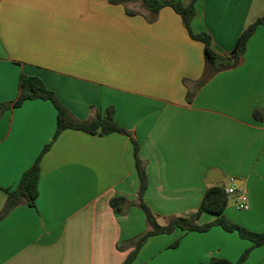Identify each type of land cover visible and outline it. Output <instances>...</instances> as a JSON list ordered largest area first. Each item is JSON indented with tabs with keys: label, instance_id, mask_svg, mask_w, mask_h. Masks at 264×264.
<instances>
[{
	"label": "crops",
	"instance_id": "1",
	"mask_svg": "<svg viewBox=\"0 0 264 264\" xmlns=\"http://www.w3.org/2000/svg\"><path fill=\"white\" fill-rule=\"evenodd\" d=\"M127 1L0 0V102L16 100L21 74L34 75L75 118L112 106L115 121L130 132L69 128L53 140L51 101L0 111V210L7 190L52 141L40 160L35 206L19 204L0 220V264H121L132 250L119 248L121 241L147 229L139 207L118 214L109 205L113 196L138 198L131 137L145 162L143 199L158 219L195 211L215 169L223 186L234 178L248 198L245 214L234 197L225 216L264 232V25L238 65L200 85L203 43L191 38L181 16L165 6L148 21L140 0ZM195 7L193 32L209 33L220 55H229L264 14V0H197ZM214 218L203 213L198 223ZM232 233L215 226L154 235L131 264L236 262L251 242ZM241 264H264V245Z\"/></svg>",
	"mask_w": 264,
	"mask_h": 264
},
{
	"label": "trees",
	"instance_id": "2",
	"mask_svg": "<svg viewBox=\"0 0 264 264\" xmlns=\"http://www.w3.org/2000/svg\"><path fill=\"white\" fill-rule=\"evenodd\" d=\"M143 8L147 11L145 17L148 21H153L159 10L165 6L172 7L183 21L191 38L199 40L204 47L205 67L203 74L199 80V84H203L216 73L234 67L239 64L242 55L246 50V45L259 25H264V14L252 22L237 38L233 49L229 55L217 54L211 46V36L206 31L193 32L191 23L196 15V1L191 0L189 4L175 2L172 0H140ZM113 3H127V0H111ZM127 14L134 15L138 13L135 10L126 9ZM44 99L49 100L54 105L56 116V130L53 140L66 129L81 130L90 134H108L111 132L124 133L130 136V132L121 127L114 119V108L108 107L104 114L96 112L93 118L88 120H80L75 118L58 100L55 92L49 89L44 81L34 75L21 74L19 82V92L16 100L12 102V106L17 107L26 100ZM11 104L0 102V111L9 107ZM253 115L256 119H262L263 116L258 109H255ZM135 148V167L139 179L138 198L135 201L128 200L123 196H113L109 200V205L115 213L123 214L129 207H139L146 218L147 229L136 236L124 240L127 245H119V248L132 247L126 258L121 264H131L138 250L145 241L154 235L172 233L176 229L184 232H207L212 227H220L226 232H234L242 239L251 242V246L246 248L236 262L225 259H214L212 262L223 264H241L243 263L252 249L264 245V232H253L240 224L231 222L224 214L228 205V195L224 191V186L219 187L215 184L209 185L199 207L188 214L172 216L167 218L165 224L159 222L158 216L149 208L143 199L145 189L147 187V175L145 171V162L138 156L139 144L131 137ZM52 141L48 143L37 157L35 162L22 174L18 185L14 189L7 190V197L0 210V220L7 216L19 204H26L34 207L38 196V181L40 172V160L43 154L49 150ZM203 213L213 215L215 218L209 222L199 224L198 220ZM175 241L172 246H176Z\"/></svg>",
	"mask_w": 264,
	"mask_h": 264
},
{
	"label": "built area",
	"instance_id": "3",
	"mask_svg": "<svg viewBox=\"0 0 264 264\" xmlns=\"http://www.w3.org/2000/svg\"><path fill=\"white\" fill-rule=\"evenodd\" d=\"M231 183L227 186H224V191L227 195H233L236 198L238 208L241 210H248L249 203L247 195L243 192H239V185L234 180V178L230 179Z\"/></svg>",
	"mask_w": 264,
	"mask_h": 264
},
{
	"label": "water",
	"instance_id": "4",
	"mask_svg": "<svg viewBox=\"0 0 264 264\" xmlns=\"http://www.w3.org/2000/svg\"><path fill=\"white\" fill-rule=\"evenodd\" d=\"M207 183H214L215 185L222 187L223 186V175L215 169L209 171L207 179Z\"/></svg>",
	"mask_w": 264,
	"mask_h": 264
},
{
	"label": "rangeland",
	"instance_id": "5",
	"mask_svg": "<svg viewBox=\"0 0 264 264\" xmlns=\"http://www.w3.org/2000/svg\"><path fill=\"white\" fill-rule=\"evenodd\" d=\"M228 205H235V199H234V196L233 195H228ZM243 212H242V214H245L244 212V210H242ZM159 222L161 223V224H165L166 222H167V219L166 220H164V219H159ZM145 231V230H144ZM143 231V232H144ZM143 232H141V233H143ZM141 233H138V234H136V235H134V236H132V238H135L136 236H138L139 234H141ZM229 233H231V232H229ZM232 234H234V233H232ZM236 234V233H235ZM234 234V235H235ZM237 235V234H236ZM235 235V236H236ZM238 236V235H237ZM150 238V237H149ZM148 238V239H149ZM147 241V240H146ZM145 241V242H146ZM234 241V240H233ZM145 244V243H144ZM233 244V246H235V244L234 243H232ZM120 245H123V246H125V245H127V243L125 242V241H121V243H120Z\"/></svg>",
	"mask_w": 264,
	"mask_h": 264
}]
</instances>
